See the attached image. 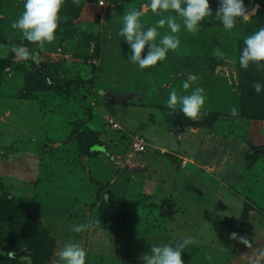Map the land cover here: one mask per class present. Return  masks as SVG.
Here are the masks:
<instances>
[{"label":"rangeland","instance_id":"obj_1","mask_svg":"<svg viewBox=\"0 0 264 264\" xmlns=\"http://www.w3.org/2000/svg\"><path fill=\"white\" fill-rule=\"evenodd\" d=\"M24 2L0 0L7 37L0 38V264H55L58 243L69 240L84 248L86 264H144L151 245L184 237L195 239L184 264L258 259L264 88L257 94L252 85H264V69H242L239 55L244 38L264 26V0H244L258 10L231 30L216 17L219 0H209L212 16L196 32L182 27L179 47L146 69L128 60L118 33L126 11L143 7L149 26L161 18L150 0H65L56 38L43 50L11 27ZM21 44L40 52L39 66L15 58L11 46ZM189 73L199 79L184 90ZM197 86L203 119L167 107L171 90L190 95ZM136 141L145 148L135 149ZM81 223L91 227L73 233Z\"/></svg>","mask_w":264,"mask_h":264},{"label":"clouds","instance_id":"obj_2","mask_svg":"<svg viewBox=\"0 0 264 264\" xmlns=\"http://www.w3.org/2000/svg\"><path fill=\"white\" fill-rule=\"evenodd\" d=\"M64 3L65 0H25L22 13L12 22L11 27L20 31L23 40L36 44L40 50H43L45 44L53 42L56 38L60 12ZM99 4L104 6V0H99ZM252 4L253 0H249V5ZM147 7L153 14L161 17L154 25L149 26L142 20L145 15L143 7L132 9L122 15V27L118 33L130 47L131 54L128 60L141 69L156 66L158 62L166 59L170 50L174 51L179 47L178 33L182 27L190 33L196 32L201 22L206 17L212 16L209 0H150ZM258 7V5L246 6L244 0H219L216 17L225 29L231 30L235 27L237 19L244 22L250 21ZM113 16H116L115 12ZM165 26L170 32L161 35L159 29ZM146 45L149 46L147 54L142 55ZM243 45L239 55L240 67L247 70L250 64H254L257 70L264 69V26L246 36ZM10 50L20 61L31 60L37 66L42 62L39 51L29 50L23 44L12 45ZM213 54L218 57L224 55L219 48H216ZM198 79L197 75L189 73L182 83V88L190 89ZM252 86L257 94H260L264 88V85L259 82H254ZM205 101L206 97L202 87L193 88L190 95H178L173 89L169 93L167 107L175 111L179 105L183 116L195 122L207 115L203 111ZM229 114L232 117H238L239 110L232 107ZM105 199L107 200L108 197L105 196ZM89 227L91 224H76L72 226L71 231L78 234ZM229 238L237 240L249 249L253 247L247 237L239 236L236 232L230 233ZM194 243L193 237H184L177 239L173 244L151 245L150 252L143 254L140 259L144 264H184L182 252ZM8 255L9 258L15 257V254L11 252ZM54 255L55 264H86V251L79 243L71 240L58 243ZM261 259H264V251L259 252L258 259L252 264H259Z\"/></svg>","mask_w":264,"mask_h":264},{"label":"built area","instance_id":"obj_3","mask_svg":"<svg viewBox=\"0 0 264 264\" xmlns=\"http://www.w3.org/2000/svg\"><path fill=\"white\" fill-rule=\"evenodd\" d=\"M133 147L137 150H143L145 148V145L141 141H136L134 142Z\"/></svg>","mask_w":264,"mask_h":264},{"label":"trees","instance_id":"obj_4","mask_svg":"<svg viewBox=\"0 0 264 264\" xmlns=\"http://www.w3.org/2000/svg\"><path fill=\"white\" fill-rule=\"evenodd\" d=\"M0 38H7V37L0 31ZM9 42L12 43V44H17L18 43L17 40L11 39V38H9Z\"/></svg>","mask_w":264,"mask_h":264},{"label":"water","instance_id":"obj_5","mask_svg":"<svg viewBox=\"0 0 264 264\" xmlns=\"http://www.w3.org/2000/svg\"><path fill=\"white\" fill-rule=\"evenodd\" d=\"M109 94L111 95V93H109ZM174 121H176V123H177L178 125H180V126L183 124V122H185L184 120L178 119L177 117L174 118Z\"/></svg>","mask_w":264,"mask_h":264}]
</instances>
